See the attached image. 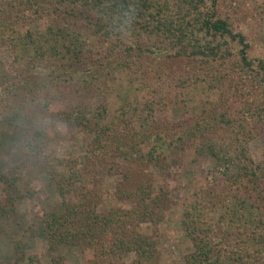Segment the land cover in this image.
Returning <instances> with one entry per match:
<instances>
[{
    "label": "trees",
    "instance_id": "16d2710c",
    "mask_svg": "<svg viewBox=\"0 0 264 264\" xmlns=\"http://www.w3.org/2000/svg\"><path fill=\"white\" fill-rule=\"evenodd\" d=\"M222 1L0 0V116L22 110L32 120L22 136L26 162L0 169L9 208L21 199L22 171L45 160L42 124L51 105H62L53 116L90 136L82 158L44 164L60 209L32 218L24 231L29 241L15 244L17 260L40 240L50 264H63L58 252L65 247L92 264H122L130 254L131 264L151 261L156 242L131 226L159 223L168 192L130 184L131 168L146 157L166 171L188 145L220 166L223 181L196 190L183 207L181 229L192 245L184 264H264V161L247 150L260 123L249 118L264 113V60L252 57L245 33L220 10ZM5 53L11 61L2 59ZM114 73L132 94L101 107ZM200 85L219 92L218 102L163 127L159 121L177 88ZM248 85L256 89L252 104L237 92ZM134 117L140 130L122 125ZM104 201L131 209L100 211Z\"/></svg>",
    "mask_w": 264,
    "mask_h": 264
},
{
    "label": "rangeland",
    "instance_id": "374dc122",
    "mask_svg": "<svg viewBox=\"0 0 264 264\" xmlns=\"http://www.w3.org/2000/svg\"><path fill=\"white\" fill-rule=\"evenodd\" d=\"M220 10L226 12L237 26L238 30L245 33L250 44V51L253 58L264 60V0H226L220 3ZM238 14V16H237ZM239 20V24H238ZM92 47L97 48L95 39L91 40ZM4 61H11V54L2 55ZM107 86L109 90H104L103 96L99 97L101 107L109 106L110 101L132 94V89L127 86L122 75L114 73L110 77ZM95 88V87H94ZM256 89L249 88V85L238 87V94L242 100H247L251 104ZM250 95V96H249ZM148 97L149 94L144 95ZM219 92L207 89L200 85L197 88H186L180 90L173 99L166 103L163 115L159 123L169 128L171 123L181 124L186 118L200 112L203 103L218 102ZM243 102V101H242ZM103 105V106H102ZM251 106V105H250ZM62 110V105L55 102L49 108L46 118L43 121L44 143L42 164L37 169L31 171L25 168L22 171L19 182V194L21 199L11 202L3 193L5 190L0 184V264H50L49 252L43 241L34 240L33 247L25 251L24 259L19 261V255L15 244L18 242H28V235L24 231L28 228L33 217L42 213L59 211L60 198L56 194V189L49 177L44 172V164H54L57 160L64 158H82L85 155L86 144L90 141V136L84 131L70 128L67 123L56 117L55 112ZM137 117V116H136ZM31 118V117H30ZM24 115L23 111L8 110L0 116V169L7 171L16 166H23L27 160V150L23 145L22 136L29 130L32 120ZM135 118V117H134ZM133 119V118H132ZM250 122L257 120L260 123L255 125L257 130H253L251 139L248 142L247 150L255 162L264 161V113L260 118H249ZM133 122L123 123L124 126H135L140 130L139 124ZM126 127V128H129ZM184 129H176L178 133ZM177 156H173L171 166L165 171L149 165L145 159H139L132 165L130 173V184L150 183L161 185L168 192V203L161 210L162 219L159 223H142L139 226H131L134 231L142 232L156 242V253L151 261L145 264H184V258L192 249L191 242L187 240L181 229V214L184 205L191 200L193 193L200 189H212L220 185L223 181V171L211 158L197 157L193 154L190 146ZM107 188H112V178L104 181ZM154 186V187H155ZM130 187V186H129ZM131 189V188H129ZM99 210L104 211L112 205L119 210L131 209L126 203L116 201L114 204L102 202ZM264 250V247H262ZM63 258V264H92L91 259L85 253H79L68 247L60 249L58 252ZM57 253V254H58ZM17 254V255H16ZM136 260L134 254L123 255L120 262L131 264Z\"/></svg>",
    "mask_w": 264,
    "mask_h": 264
}]
</instances>
